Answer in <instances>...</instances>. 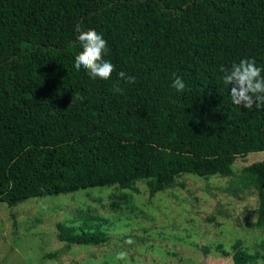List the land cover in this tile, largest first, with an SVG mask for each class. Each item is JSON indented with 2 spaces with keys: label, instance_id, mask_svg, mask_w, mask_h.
<instances>
[{
  "label": "trees",
  "instance_id": "obj_1",
  "mask_svg": "<svg viewBox=\"0 0 264 264\" xmlns=\"http://www.w3.org/2000/svg\"><path fill=\"white\" fill-rule=\"evenodd\" d=\"M89 29L107 41L108 80L74 67ZM244 58L264 69V0H0V202L138 181L154 196L185 173L231 176L239 156L264 152V108L232 103L220 72ZM244 177L262 228L264 157ZM57 238L98 246L108 234L59 222ZM262 257L234 246L235 264Z\"/></svg>",
  "mask_w": 264,
  "mask_h": 264
},
{
  "label": "rangeland",
  "instance_id": "obj_2",
  "mask_svg": "<svg viewBox=\"0 0 264 264\" xmlns=\"http://www.w3.org/2000/svg\"><path fill=\"white\" fill-rule=\"evenodd\" d=\"M263 157V151L239 156L231 176L185 173L154 196L138 181L137 191L91 187L14 207L0 202V264H235L238 241L264 255L257 190L244 177V167ZM59 222L100 227L108 240L68 247L57 238ZM50 253L56 255L44 258Z\"/></svg>",
  "mask_w": 264,
  "mask_h": 264
},
{
  "label": "clouds",
  "instance_id": "obj_3",
  "mask_svg": "<svg viewBox=\"0 0 264 264\" xmlns=\"http://www.w3.org/2000/svg\"><path fill=\"white\" fill-rule=\"evenodd\" d=\"M78 40L83 46V50L75 56L74 67L77 71L83 68L92 79L108 80L115 70L114 65L104 59V54L108 51L107 41L94 29L79 30ZM264 71L256 65L254 58H244L238 63H233L230 68L221 65L220 72L223 73V83L230 87L232 103L243 106L247 109L264 108ZM119 78L126 83H134L135 77L119 72ZM172 87L178 93H182L186 84L182 77L175 76L172 81ZM113 91L121 93L122 89L114 85ZM83 101V96H73V100ZM72 100V101H73ZM125 259L124 253L117 255V260Z\"/></svg>",
  "mask_w": 264,
  "mask_h": 264
}]
</instances>
